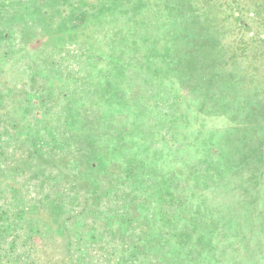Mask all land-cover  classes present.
Wrapping results in <instances>:
<instances>
[{
    "label": "rangeland",
    "instance_id": "obj_1",
    "mask_svg": "<svg viewBox=\"0 0 264 264\" xmlns=\"http://www.w3.org/2000/svg\"><path fill=\"white\" fill-rule=\"evenodd\" d=\"M0 264H264V0H0Z\"/></svg>",
    "mask_w": 264,
    "mask_h": 264
},
{
    "label": "trees",
    "instance_id": "obj_2",
    "mask_svg": "<svg viewBox=\"0 0 264 264\" xmlns=\"http://www.w3.org/2000/svg\"><path fill=\"white\" fill-rule=\"evenodd\" d=\"M37 176H39L38 174H37ZM124 179V178H123ZM123 191V193H122V195H125V196H129V192L127 191V190H125V189H123L122 190ZM125 214H127L126 212H124ZM128 216V215H127ZM123 217L125 218V221H127L126 220V217L123 215ZM129 221L131 220L130 219V217H128L127 218ZM130 224L129 223H127V224H123L122 225V229H121V231H120V233H118V235L116 236V240H117V242L122 246V248H125L127 245L126 244H128L127 243V241H126V237H129V235L131 234V233H127L125 236L123 235V233H125V232H130L129 231V228H130V226H129ZM126 238V239H125ZM130 246V245H129ZM134 246H136V245H134ZM136 249H139V247H135ZM133 249H134V247H133ZM138 254V253H137Z\"/></svg>",
    "mask_w": 264,
    "mask_h": 264
}]
</instances>
